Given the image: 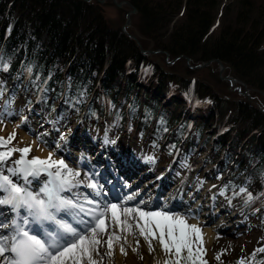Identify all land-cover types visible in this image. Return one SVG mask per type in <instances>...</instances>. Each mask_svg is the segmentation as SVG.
Instances as JSON below:
<instances>
[{"label": "trees", "instance_id": "trees-1", "mask_svg": "<svg viewBox=\"0 0 264 264\" xmlns=\"http://www.w3.org/2000/svg\"><path fill=\"white\" fill-rule=\"evenodd\" d=\"M130 1L137 8L135 26L153 48L171 57L184 53L193 62L218 57L247 84L264 90V0ZM119 29L85 0H0V64L8 66L0 67V85L11 98L21 92L30 103L35 97L45 112L82 114L92 123L106 116L115 127L136 133L151 127L155 142H167L166 153L181 138L186 146L180 153L193 152L212 125L213 162L218 164L222 152L220 167L228 170L220 189L237 197L245 188L263 201L264 113L231 100L236 113L226 116L209 86L164 71ZM166 94L171 100L165 107L159 96ZM205 99L210 101L203 104ZM179 100L197 101L200 118L178 112ZM246 201L247 196L239 199L243 206ZM257 250L249 264H264V252Z\"/></svg>", "mask_w": 264, "mask_h": 264}, {"label": "rangeland", "instance_id": "rangeland-1", "mask_svg": "<svg viewBox=\"0 0 264 264\" xmlns=\"http://www.w3.org/2000/svg\"><path fill=\"white\" fill-rule=\"evenodd\" d=\"M229 1L231 0H223V3ZM89 3H93L97 6V3L100 2L97 0H91ZM100 5L102 8H99L98 6L97 7L102 11L110 26L117 29L120 28L119 30L121 31V26L125 21V12L128 9V6L123 5L119 7L113 3L112 0H105L104 2H101ZM180 14L181 13H178L175 18L180 16ZM131 16V25H129L126 29L135 33L140 41L142 40V42L147 45L146 48L155 49L152 46L153 44L149 42L148 38L142 35L136 28V13H133ZM145 55L154 62L156 59H159L160 63L157 64L166 72H171L193 81H200L209 86L217 95L218 100H221L217 101V103H219V106L222 107V110L226 112V116L228 114L236 113L234 106L230 103L231 100L241 101L247 107H264V90L247 84L249 87H252L248 90L251 96L248 98L241 91H238L237 88H233L229 81L219 78L216 62H212L209 65L198 68H191L186 64V61L183 57L177 58L171 63H166V55L163 52L145 53ZM167 58L171 59L172 57L168 56ZM191 62L193 61L191 60ZM225 72L234 74L229 66H226ZM145 83V80H143L140 84L142 86L144 85L145 88L150 91V85H146ZM7 85H10V83L8 82ZM242 89L243 86L241 85L240 90ZM0 92H2V95H0V138H3L4 141H6V143H0V152L6 153L9 152L10 149L31 147V150L26 154H23L19 151H12L8 159L0 164V171L3 173V175H8L10 179L13 180V182H18L20 185L24 186L28 191L34 194L38 193L42 188L40 187V182L48 183V173L41 172L39 173L40 175H29L27 178L28 182L26 183L23 179V173H19L18 175L14 176L11 175L8 169L19 168L20 165H17L15 161L19 160L22 155H24V158L27 160H30L31 157H34L36 155V150L44 148L43 143L47 139L50 141L47 143V145L48 148L52 149V159H62L65 164L68 165V168L72 169L74 172L80 173L78 178L79 182L81 183V188L84 191H81L82 194H79V197L75 196L72 199L75 202H81L82 204L87 200L96 202L95 204H92V207L90 204L86 205L88 208H93L98 205L99 208L103 209L106 204H116L119 206V209H123L124 207L134 208L136 206L140 207L142 205L141 202H153V183H149V178L157 173V171L160 174H163L171 168L173 169V177L175 179L178 178L181 182L187 181V186L180 195V200L185 199L182 211L184 212V210H186L183 214V218L187 224L191 225L193 218L192 215L197 217V219L200 218L198 215L201 213V209L197 208L196 212H193V209H190L192 208L193 200L197 195L200 194H203L205 199L209 198V192H212L215 195V202H213L210 209L213 213L210 217H207V219L204 218V220L201 222L199 225L201 231L203 230L204 225H210L218 218L214 216L218 211L216 208H223L225 212L223 214L225 223L222 227L215 230L216 239L213 241V243L206 245L203 241L202 244L199 241L195 242L193 244L194 253L196 249L200 247L203 249V251L199 253L200 258L207 259L211 263L217 262L219 264H238V262L243 259L244 264H249L251 261L250 253L257 249L264 248V206L261 207L264 205V200L259 202L260 197L258 194L254 196L253 200L245 203L243 206L240 205L239 199H241L243 196H247V193H249L248 190L245 193H240L237 197L235 195H226L225 193H221V191L218 190L219 182L223 179V176L227 175L228 170L222 168L223 165L220 167V164L223 162L220 160L222 152H220L216 160L218 161V164H216L217 162H213L212 158L214 156V147L212 138L214 134L212 133V129L214 127L212 125L205 130L204 135H202L201 140L197 142V146L193 152H185V154L182 155L180 150H173L171 153H166L164 150L166 149V146H168L167 142L164 140V138H162L161 141L155 142L157 133H155L153 136V134L150 133L151 127H148L143 133H136L134 129L132 127L129 128V126L124 128L115 127L114 124H112L111 121H109L105 116L103 117L102 121L98 122L96 120L95 123H92L85 117H81L82 114H80L79 117H74L70 113L66 112L54 114L53 111H50L46 113L41 109L42 106L40 104L36 105L35 97L34 99L32 98V102L30 103L25 99L24 94L21 92H17L15 96L11 98L9 89L3 90L1 85ZM33 96V94H30V97ZM170 97L171 96L169 94L159 96L161 103H163L165 107L169 105L171 100ZM209 101L210 100L206 99L202 100L203 104ZM55 103L58 104L57 101ZM177 111H180L182 114L189 115L192 120L198 119L202 115V110L197 101L189 105L187 101L179 100ZM242 114L237 119V123L240 122ZM23 115H25V119H21ZM191 123L192 121L190 124ZM81 129L88 131L89 134H85H88L90 138H92L93 135L99 140L101 146H97L96 144L94 147L106 150V154L113 153L115 155V160L116 155L118 156L117 158H119V156H121V154L124 152L122 149H125L128 146H131L133 149H135L138 156H140L138 158L140 165L136 167L132 174L121 179V183H123V190H121L115 197H112L114 201L112 199L107 200L105 205H102L96 193L99 192L98 196H101L102 193L106 194L108 192V189L105 185L106 181L108 180L100 179L99 181L95 178V170L94 167L91 166L92 160L89 161V158H92L91 154L93 156L97 155L94 153V150L89 151L87 149L88 153H86L85 158H83V162L85 164L83 163L84 165H78V163L73 162L72 158L69 157V155L74 156L72 153H75V150L77 151L78 149L68 146L64 149L63 147H60L64 142H66V139L70 134L75 135L73 136V139L76 143H78V141H83L84 137H82ZM13 133L15 134L14 137L9 139ZM205 137H207L208 140H206ZM19 138L21 140H19ZM31 139H34L36 142L33 147L30 146L32 141ZM103 141L105 143H103ZM102 144L104 145L102 146ZM185 144L183 138H181L179 140V147L177 149L181 148L182 150L183 147L186 146ZM78 152H81V150H78ZM119 160L120 159H117V161ZM85 167L89 168L85 169ZM85 170L88 171L86 172ZM153 170H155V172ZM51 171L55 172V167H53ZM92 172L94 174H92ZM144 172L147 173L144 174ZM92 181H95L96 188L88 187ZM171 182L172 181H168V183L162 187L161 193H159V197L156 199L157 202L152 206V209L157 212L165 211L172 216L173 211L171 209L167 210V206L170 203V199L168 198V194L170 192L167 189L170 188L169 185ZM171 189L172 188H170V191ZM194 189H196L197 192L191 197L190 193H192ZM142 190L143 192H140ZM129 192H131L132 195L130 197H134V199H127V197H129L127 196ZM237 193H239V191H237ZM67 194L68 193L63 194L62 196H64L66 199H69L68 196H70V194ZM75 198H79L80 200H76ZM148 199L150 201H147ZM235 208L237 214L232 215L231 213L234 212ZM10 210H12V207L7 211V214L6 212H3V217L0 218V224L7 223V221H9L11 214ZM131 216L132 215L129 216L128 220V223L131 225L130 229H124V225L121 224H119V229L121 230V234L122 236L124 235V237H127L130 231V235L136 244L134 250H136L135 258L137 263L164 264L165 260L169 259L165 251L163 250L162 254L158 257L155 255L157 250L156 243L158 240L152 239V248L154 250L150 251L148 242L140 235V230L135 226L136 219H133V216ZM21 217L23 219L24 217L28 218L29 216L27 212L22 213L21 211ZM83 218L86 221L91 220L87 216H83ZM121 221L123 220L121 219ZM108 222L109 221L105 222V233L100 234V237L103 239V241H106L108 239V235L114 232V230L110 228L111 222ZM53 230L50 228V230L47 232H54ZM220 238H225V240L220 241ZM193 240H196L195 235H193ZM137 241H139V243H137ZM140 241H142V243H140ZM106 245L107 244L104 243L105 247ZM129 246L130 245L128 244L124 245L126 254L122 253L123 256L127 255L128 250H132ZM113 247H115V242H113ZM112 250L113 256L114 248H112ZM182 255H187L186 250L182 253ZM100 256L103 258V264H108L109 261H111L112 256L107 255V253L105 254L103 251H100ZM217 256H219V259H217ZM175 259L176 257L173 252L171 260Z\"/></svg>", "mask_w": 264, "mask_h": 264}, {"label": "snow or ice", "instance_id": "snow-or-ice-1", "mask_svg": "<svg viewBox=\"0 0 264 264\" xmlns=\"http://www.w3.org/2000/svg\"><path fill=\"white\" fill-rule=\"evenodd\" d=\"M0 67L7 70L8 66L0 64ZM27 71L31 73L32 68H27ZM0 95H2V92H0ZM14 135L13 133L9 139L13 138ZM0 143H6V141L0 138ZM30 150V148H22L10 149L6 153L0 152V162L7 160L12 151L26 154ZM15 163L20 165V167L8 169V171L14 176L23 173V179L26 183L29 175H39L40 172H47L52 179L38 193L34 194L18 182H13L8 175H3L0 172V190L7 193L6 198H0V204H10L15 209L24 207L28 212V216L33 217L36 222L51 221L58 227L54 232L45 231L44 234L48 237L46 241L38 235L30 234L29 230H25L13 221L15 227L12 230L15 234L12 236L0 235V257L4 258L6 264H67L69 260L72 261V264H84V261L87 264H97L94 256L100 254L99 245L102 242L108 246L107 255H112L113 242L121 239V237L113 232L108 235L106 241L100 239V234L106 231L105 218L107 214L111 212V218L114 223L131 227L127 219L121 221L117 216L116 209L119 207L118 205L106 204L102 211L99 210L98 205L97 207L86 209L84 204L62 196L61 193L71 190L73 186L71 178L79 176L80 173L68 168V165L62 159H52L51 154L45 160L39 157L27 160L22 155ZM53 167L56 169L55 172L51 171ZM88 187L96 188V185L93 183L89 184ZM245 192H247V189H240V193ZM96 194L99 195V192ZM127 199L131 200L134 197H127ZM253 199L252 194L247 193V201ZM86 203L95 204L96 202L88 200ZM72 209L78 210L73 215V219L80 217L77 223L78 225H84L82 229L79 226L73 227L71 223L63 220H57V213L62 210H69V214H71L70 210ZM134 213L138 214L140 220H144L143 224L138 222L137 226L139 227L140 235L144 236L148 242L150 251L154 250L152 248V239H157L168 255L169 259H166L164 264H170V262L171 264H182V261L183 264H198V261L199 264H206L205 261L200 260L199 253L203 249L198 247L195 253L193 251L195 242L199 241L202 244V233L196 224L189 225L182 218L171 216L165 211L145 212L139 206L122 209V215L125 217ZM82 214L93 219L86 221ZM133 219H136V216H133ZM24 223L28 224L29 220L25 218ZM0 227L8 228L10 226L0 224ZM193 235L196 237L195 241L193 240ZM185 250L187 252L186 256L182 255ZM257 251L264 252V248H260ZM121 252L126 254L123 246H121ZM173 252L176 257L175 260H171ZM5 253L10 255L6 256ZM253 257H255V252ZM217 259H219V256H217ZM238 264H244V260L242 259Z\"/></svg>", "mask_w": 264, "mask_h": 264}, {"label": "bare ground", "instance_id": "bare-ground-1", "mask_svg": "<svg viewBox=\"0 0 264 264\" xmlns=\"http://www.w3.org/2000/svg\"><path fill=\"white\" fill-rule=\"evenodd\" d=\"M23 118L24 119L26 118L25 115H23V117H21V119H23ZM24 125H25V123H24ZM81 130H82V133H81L82 137H84L83 141H78V143H76L74 141V139H73V136H75V135L74 134H70L68 136V138L66 139V142H64L60 147H63V149H64V148H66L68 146V147H75L76 149L81 150V152H78V150L77 151L75 150V153H72L74 156L69 155V157L72 158L73 162L78 163V165L84 163L83 162V158H85V154L88 153L87 149L89 151H93L94 150V153H96L97 155L93 156L91 154V152H90L92 158H89V157L88 158H89V161L92 160L91 161V163H92L91 166L94 167L95 174H96L95 175L96 180L100 181V179L101 180L106 179V180H108V183H105V185L108 188L112 186L115 189L116 192L123 190V188L120 186L119 179L123 178V177H125L127 175L132 174L135 171L136 167H138L140 165V162L138 161V158L140 156H138V154L136 153L137 151L135 149H133L131 146H128L127 148L122 149L124 152L121 154V156H119V158H117L118 156L116 155V160H115V155L113 153H107L106 154L105 153L106 150H102V149H99L97 147H94L96 144H97V146H101V144L99 143L98 139H96L93 135H92V138H90V136L88 135L89 134L88 131L83 130V129H81ZM85 133H88V134L86 135ZM19 140H21V139L19 138ZM31 140L32 141L30 143V146L33 147L36 144V142H35L34 139H31ZM94 141H95V143H94ZM20 142H22V141H20ZM49 142H50L49 139H47L43 143V147H44L43 149H41V148L38 149V150L35 149L36 150V155L34 157H39L40 159L45 160V159H47L49 157V154L52 155V149L48 148V145H47V143H49ZM103 143H105V142L103 141ZM103 145L104 144H102V146ZM104 156H106V157H104ZM34 157H31L30 160H32ZM117 159H120V160L117 161ZM1 163L2 162H0V164ZM88 168L89 167H85V169H88ZM85 171L87 172L88 170H85ZM153 171L155 172V170H153ZM92 174H94V173L92 172ZM111 177H112V179H111ZM51 179H52V177H49V180H51ZM71 179H72V185H73L71 187V190L61 193V195L66 194V193H68L67 195L70 194V196H68L69 199H71V198H73L75 196L79 197V194H82L81 191L83 190L81 188V183L79 182L78 176H74ZM148 181L150 183H153L154 199H153V202H149V203L148 202L147 203L143 202L142 205L140 206V208L143 211H145V212H157L154 209H152V206L157 202L156 199H158V197H159V193L160 192H158V190L160 189V187H162L163 185L167 184L168 181L169 182L172 181L171 184H170V187L172 188L171 191H170V189H168L169 192H170L168 194V198L170 199V203L167 206V210L171 209L173 211L172 212V216L180 217V218H182L184 220L183 214H184V212L186 210H184V212H183L182 208H183V204H184V200L185 199L180 200V195H181V192H183L185 187L187 186V181L181 182L180 179H178V178L175 179L173 177V169H171V168L168 169L163 174H160L157 171V173H155L153 176H151ZM93 183L95 184V181H92L91 184H93ZM45 184L46 183H41L40 182V187H44ZM115 191L112 190V192L116 194ZM160 191H161V189H160ZM109 192H111V190ZM140 192H143V190L140 191ZM196 192H197V190L194 189L192 191V193H190V196L191 197L194 196V194H196ZM6 196H7V193L2 191V190H0V198H6ZM110 196H111L110 194H107L105 196H103V195L98 196L97 195V197L100 199L102 205H105L107 200H111L112 199L114 201V199L112 197H110ZM127 196H129V197L132 196L131 192H129V194ZM208 196H209V198L205 199V197H203V194H200V195H197L195 197V199L193 200L192 208H190V209H193L192 210L193 212H196L197 208L201 209L202 211L198 215L200 217L198 219H197V217L192 215L193 218H192L191 224H196L199 227V225L204 220V218L207 219V217H210L212 215L213 212L210 209H211V206H212L213 202H215V197H214L215 195L212 192H209ZM76 200H80V199L76 198ZM147 201H150V200L148 199ZM186 202H187V200H186ZM83 204H84L85 208L87 209L88 206H86V205H88V203H86V201H85V202H83ZM90 206H91V204H90ZM8 207L9 206L7 204L6 205L5 204H0V218L3 217V212H6V214H7V211H8L7 208ZM11 207H13L12 208V214H11L12 216H14V215L18 216V214L21 211H22V213L27 212L24 207H21L19 209H15L13 205H11ZM136 207H134V208H136ZM124 208H127V207H124ZM99 210L102 211L103 209L99 208ZM216 210H218V211L216 212V214L214 216H216L218 218L216 220H214V222L212 224L204 225L203 226V230L201 231V233H202L201 239L206 245H210V244L213 243V241L216 239L215 230L217 228L222 227L224 225V223H225V218L223 216V214L225 213L224 209L223 208H220V209L216 208ZM70 211L73 214H69V210H62L61 212H65V215H63L60 212V213H57V216L59 215V217L61 219H64L67 223H72L73 224V223H75L74 222L75 220L73 219V215L78 210L77 209H72ZM235 212H236V208H235ZM116 213H117V216L120 218V220L121 219L122 220L127 219V221L129 220V216L130 215L127 216V217L122 215V209L117 208L116 209ZM111 216H112V214H111V212H109V214L105 218V222L106 221L111 222L110 228L113 229L114 232L121 237V239L114 240V242H115V247H113L114 248V252H113L114 254H113V256L111 255L112 256L111 257V261L108 260L109 261L108 264H138L137 260L135 258L136 250H134L135 247H136V244H135V241H133V239H132V237L130 235V231H129L127 237H124V235L122 236V234H121L122 232L119 229V223H114L112 218H111ZM132 216H136L135 226H136L137 229H139V227L137 226L138 222H139V224H143L144 220H140L138 214L134 213V214H132ZM16 219H17V220H15L16 224H18V225L22 224L23 226H25L23 228L33 229L32 227H34V225L32 224V222H29L28 224H25L24 223V219H20L19 216L16 217ZM90 219H93V218L90 217ZM3 225H7V223H4ZM126 226L127 225H124V229L125 228L130 229L128 226L127 227ZM14 227H15L14 224H12L8 228L0 227V235H4V236H12V235H14L15 234L14 231L11 230ZM142 237L144 238V236H142ZM100 239L103 241V239L101 237H100ZM217 239H219V238H217ZM224 240H225V238H220V241H224ZM140 243H142V241H140ZM125 244L126 245L127 244L130 245L129 247H131L132 250H128L127 251V255L123 256V254L121 252V246H123V248H124ZM156 246H157V250L155 252V255H156V257H158L159 255L162 254V251L164 249L161 246V244L159 243V241H157ZM100 251L105 252V254L108 253V251H109L108 246L106 245V247H105L103 242L99 245V253H100ZM5 255L7 256V255H10V254L9 253H5ZM94 259L97 261V264H103L102 263L103 262V258L100 256V254L99 255H95ZM0 264H6V261H4L3 257H0ZM67 264H72L71 260L67 261ZM84 264H87V262L84 261Z\"/></svg>", "mask_w": 264, "mask_h": 264}, {"label": "water", "instance_id": "water-1", "mask_svg": "<svg viewBox=\"0 0 264 264\" xmlns=\"http://www.w3.org/2000/svg\"><path fill=\"white\" fill-rule=\"evenodd\" d=\"M85 1L90 2L91 0H85ZM97 1H99L101 3V2H104L105 0H97ZM112 2L115 3L119 7H121L123 5L128 6V9L125 12V21L123 22V24L121 26V32L127 34L129 37L134 39L136 44L139 46V49L141 52H143V53L163 52L166 55V63H171V62L175 61L177 58L183 57L186 61V64L191 68H198V67L209 65L212 62H216L217 63V72H218L219 78L229 81L230 85H232L233 88H237L238 91H241L248 98L251 97L248 90L251 89L252 87H249L247 85L246 81H244L242 78L238 77L237 75H234L230 72H225L227 65H225V63L218 57L208 58L204 61L193 63V62H191L190 56H188L184 53L178 54L176 56H173L171 59H168L167 57L169 56V53L167 50H164L162 48L150 49V48L143 47V45H142L140 39L137 37V35L133 32H130L128 29H126L129 25H131V20H132L131 15L133 13H136V11H137L136 6L130 0H112ZM100 3H97V6L99 8H102ZM155 63L159 64L160 63L159 59H156ZM241 85L243 86L242 90H240ZM257 108L264 113V107L257 106Z\"/></svg>", "mask_w": 264, "mask_h": 264}]
</instances>
